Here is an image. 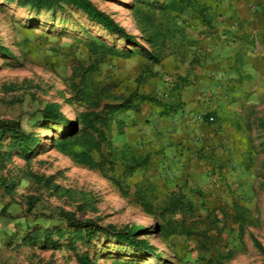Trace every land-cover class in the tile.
Instances as JSON below:
<instances>
[{
	"label": "rangeland",
	"instance_id": "obj_1",
	"mask_svg": "<svg viewBox=\"0 0 264 264\" xmlns=\"http://www.w3.org/2000/svg\"><path fill=\"white\" fill-rule=\"evenodd\" d=\"M36 1L0 0V264H264V99L187 140L200 145L186 153L202 163L200 185L171 179V146L146 153L151 165L126 174L125 157L146 149L133 144L129 152L127 131L156 126L163 110L139 96L171 104V55L162 64L149 59L153 33L181 59L189 56L186 37L200 23L211 27L205 15L216 1L90 0L137 44L66 2ZM128 100L136 109H115ZM50 107L58 121L47 118ZM13 121L33 136L28 154L2 129ZM160 127L171 139L168 124ZM83 153L100 166L81 163ZM139 188L156 206L182 195L195 210L182 202L177 213L149 214ZM67 215L92 224L73 226ZM131 228L155 253L116 241L113 229ZM183 228L192 235L171 234Z\"/></svg>",
	"mask_w": 264,
	"mask_h": 264
},
{
	"label": "crops",
	"instance_id": "obj_2",
	"mask_svg": "<svg viewBox=\"0 0 264 264\" xmlns=\"http://www.w3.org/2000/svg\"><path fill=\"white\" fill-rule=\"evenodd\" d=\"M215 1L216 12L205 15L210 16L211 27L200 23L186 37L190 55L181 59L176 50L171 53V106L177 111L165 116L157 109L156 126L126 133L127 145H145L140 156L171 146V161L167 156L171 179L195 180L197 185L202 163L186 153L200 145L187 140L191 142L194 133L205 137L225 114L234 118L243 113L241 109L264 99V0ZM166 124L171 139L169 129L160 127Z\"/></svg>",
	"mask_w": 264,
	"mask_h": 264
},
{
	"label": "trees",
	"instance_id": "obj_3",
	"mask_svg": "<svg viewBox=\"0 0 264 264\" xmlns=\"http://www.w3.org/2000/svg\"><path fill=\"white\" fill-rule=\"evenodd\" d=\"M43 0H37L36 5L37 7H42L43 5ZM47 1H63L66 2L70 5H73L83 13H85L88 18L95 22L96 24L100 25L103 27L105 30H107L109 33L118 35L120 38L125 39L126 41L130 40V42L137 44V39L135 37H130V35L123 29V27L110 15H107L106 13L102 12L97 8L95 4H93L90 0H47ZM168 7L164 6L163 11H167ZM202 13L199 15V17H202ZM204 18V17H203ZM151 20V19H150ZM205 21V19H204ZM161 33L156 32L153 33L152 38L150 39L151 43H153V46L156 49V53L148 52L149 53V59L155 63V64H161L163 59L169 55L166 54V52H170V55L173 50H171V46H169L167 49V38L165 36L161 37ZM171 34V42H173V33L170 32ZM162 38V39H161ZM140 46V45H138ZM174 48V47H172ZM140 81L144 82L145 77L143 75L140 76ZM140 100L144 102H154L157 104L159 107H163V115L168 116L171 114V112L177 111V108L172 107L171 104H165L162 103L161 101H158L157 99H153L152 96L150 95H141L139 96ZM118 111H124V110H131V109H136L135 105L131 103L130 100H128L125 104L115 108ZM47 118L49 119L50 122L53 121H58L59 116L55 113L53 108H49L47 112ZM3 131L7 134H12L14 136V141L20 146V149L25 153L28 154L32 150V145L31 142L34 140L33 136L27 135L24 132H21L19 130V123L18 122H10L4 125L2 128ZM77 145H80L81 147H89L91 150H95L97 148V144L93 141L90 140H79L76 142ZM126 148L128 149L129 152L132 151V148L127 145ZM83 156L81 157V163L87 164L92 168H97L100 165L95 162L92 156H90L88 153H83ZM125 163L127 165V175L131 176L133 173L140 169V168H147L150 165V156L145 155V156H135L133 152L130 153V157H125ZM178 196V195H174ZM137 200L141 203V206L145 210V212L149 214H156L158 210H162V215L166 214H172V213H177L181 209V203H185V208L187 211H194L195 207L194 204L190 200H186L185 197L180 195L178 198L174 199L171 202V198L167 199V201H164L162 206H156L152 199L149 197L148 193L145 191L144 188H139L137 194H136ZM173 197V196H172ZM185 199V201H184ZM66 218L68 221L73 225L77 227H86L88 224H92L91 221H80L75 218L73 215H67ZM139 230L131 228L128 230H123V231H115L113 229V236L116 239L118 243H121L125 246H128L130 248H134L135 250H141L143 252H147L149 254L155 253V247L152 246L150 243H148L145 239L139 238L138 235ZM188 234L192 235V232L186 231L185 228H183V231H179V229H173L171 231V234ZM84 264H96L92 263L91 260L88 258L83 259Z\"/></svg>",
	"mask_w": 264,
	"mask_h": 264
},
{
	"label": "bare ground",
	"instance_id": "obj_4",
	"mask_svg": "<svg viewBox=\"0 0 264 264\" xmlns=\"http://www.w3.org/2000/svg\"><path fill=\"white\" fill-rule=\"evenodd\" d=\"M119 9H120V8H119ZM119 11H121V10H119ZM125 23H126V22H125ZM124 27H125V25H124ZM4 39H5V40H4L5 42H8L9 39H8L7 34L4 35ZM144 221H145V220H144ZM144 221H143V222H144ZM143 226H144V225H143ZM155 241H156V240H155ZM156 243H157V242H156ZM158 245H159V243H158ZM161 247H162V246H161ZM162 252H163V251H162ZM164 252H165V251H164Z\"/></svg>",
	"mask_w": 264,
	"mask_h": 264
},
{
	"label": "built area",
	"instance_id": "obj_5",
	"mask_svg": "<svg viewBox=\"0 0 264 264\" xmlns=\"http://www.w3.org/2000/svg\"><path fill=\"white\" fill-rule=\"evenodd\" d=\"M210 121H214V119H213V118H211V119H210Z\"/></svg>",
	"mask_w": 264,
	"mask_h": 264
},
{
	"label": "water",
	"instance_id": "obj_6",
	"mask_svg": "<svg viewBox=\"0 0 264 264\" xmlns=\"http://www.w3.org/2000/svg\"><path fill=\"white\" fill-rule=\"evenodd\" d=\"M76 132H77V130H76ZM76 132H75V133H76Z\"/></svg>",
	"mask_w": 264,
	"mask_h": 264
}]
</instances>
